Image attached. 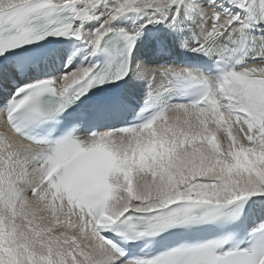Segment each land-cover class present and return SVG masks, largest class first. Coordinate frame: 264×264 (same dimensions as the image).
Segmentation results:
<instances>
[{"label":"snow or ice","instance_id":"snow-or-ice-1","mask_svg":"<svg viewBox=\"0 0 264 264\" xmlns=\"http://www.w3.org/2000/svg\"><path fill=\"white\" fill-rule=\"evenodd\" d=\"M188 12L200 19L191 51L251 52L253 62L241 56L210 78L174 67L146 70L126 56L114 72L90 63L26 83L0 105V264H264V244L238 254H218L214 243L124 260V249L105 235H153L264 196V36L248 31L264 23V0H0V56L54 36L74 38L95 57L113 31L130 56L145 27L173 26ZM127 14L144 23L117 28ZM129 71H148L162 84L178 77L201 92L137 126L87 137L69 131L48 142L17 123L18 114L51 119ZM45 93L57 98L48 111L37 106Z\"/></svg>","mask_w":264,"mask_h":264},{"label":"bare ground","instance_id":"bare-ground-1","mask_svg":"<svg viewBox=\"0 0 264 264\" xmlns=\"http://www.w3.org/2000/svg\"><path fill=\"white\" fill-rule=\"evenodd\" d=\"M206 2L207 0H205V3ZM219 2L220 0H217V3ZM232 11L234 13H240L243 18L250 21V17L247 11L235 7L232 8ZM143 23L144 20L139 15L127 14L125 16H122L117 22H115V26L117 28L123 27L126 29L129 28L134 30ZM199 23L200 19L198 14L195 12H188L186 18H181L173 26H169L167 22L148 25L147 27H145V29L149 28L153 31V35L148 37L150 45L145 52H142V54L140 53L141 55H138L136 57L134 65H143L144 69L146 70H156L168 67L185 69L180 66V63L183 60H195L187 59L188 57H198L202 59H204V57H212L217 59L222 64V66H224V60L226 61V64H228V62L232 63L235 61V59L238 58V56L239 58L242 56L247 63L253 62V54L251 52L233 53L232 51H229L228 53V51H217L211 55H205L200 52L191 51L190 47L194 46L192 42L196 38L199 31ZM91 26H95V22H93ZM248 31L255 36H264V23L257 24L255 25V27L248 29ZM186 42L189 44V47L184 46ZM169 48H171L172 50ZM87 56H89L88 53L85 54V59L80 61V65H76L74 68L70 69L67 72H71L81 66H87L92 63L93 57L89 56V60H86ZM130 85H132L136 89V91L139 92L138 96L142 98L145 97L146 87L150 86L153 92L156 94L158 101H163L164 103L169 101V97H166L164 95L163 89L168 88L170 90V87L167 84H162V81L160 79H152L148 71H133ZM175 106L178 105L172 102L168 109H171ZM263 221L264 201L259 204V213L254 217L252 223H261Z\"/></svg>","mask_w":264,"mask_h":264},{"label":"rangeland","instance_id":"rangeland-1","mask_svg":"<svg viewBox=\"0 0 264 264\" xmlns=\"http://www.w3.org/2000/svg\"><path fill=\"white\" fill-rule=\"evenodd\" d=\"M225 7H228V5L227 4H225L224 5ZM129 21H130V19H129ZM169 49H171V48H169ZM172 50V49H171ZM226 51H228V53H229V51H231L230 49H228V50H226ZM238 58H239V56H238ZM228 63H230V62H228Z\"/></svg>","mask_w":264,"mask_h":264}]
</instances>
